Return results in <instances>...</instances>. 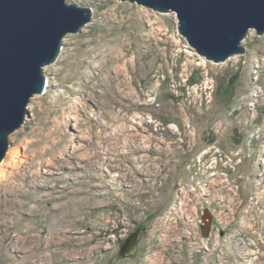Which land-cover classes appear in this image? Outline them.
<instances>
[{
  "label": "rangeland",
  "instance_id": "374dc122",
  "mask_svg": "<svg viewBox=\"0 0 264 264\" xmlns=\"http://www.w3.org/2000/svg\"><path fill=\"white\" fill-rule=\"evenodd\" d=\"M92 20L0 167V264H264V34L214 64L174 13Z\"/></svg>",
  "mask_w": 264,
  "mask_h": 264
},
{
  "label": "water",
  "instance_id": "95a60500",
  "mask_svg": "<svg viewBox=\"0 0 264 264\" xmlns=\"http://www.w3.org/2000/svg\"><path fill=\"white\" fill-rule=\"evenodd\" d=\"M159 14L174 13L177 33L214 64L244 54L242 41L264 34V0H116ZM92 20L68 0H0V163L11 134L26 124L32 97L45 92L44 67L59 57L67 34Z\"/></svg>",
  "mask_w": 264,
  "mask_h": 264
},
{
  "label": "bare ground",
  "instance_id": "6f19581e",
  "mask_svg": "<svg viewBox=\"0 0 264 264\" xmlns=\"http://www.w3.org/2000/svg\"><path fill=\"white\" fill-rule=\"evenodd\" d=\"M3 176H4V172H3L2 168L0 167V179H2Z\"/></svg>",
  "mask_w": 264,
  "mask_h": 264
}]
</instances>
